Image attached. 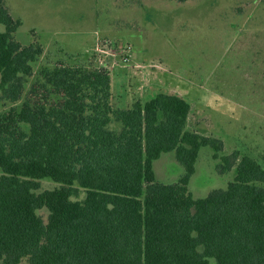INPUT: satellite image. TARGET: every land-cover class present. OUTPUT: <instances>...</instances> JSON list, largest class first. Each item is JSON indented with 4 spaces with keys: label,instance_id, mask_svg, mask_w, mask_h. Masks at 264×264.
Wrapping results in <instances>:
<instances>
[{
    "label": "trees",
    "instance_id": "obj_1",
    "mask_svg": "<svg viewBox=\"0 0 264 264\" xmlns=\"http://www.w3.org/2000/svg\"><path fill=\"white\" fill-rule=\"evenodd\" d=\"M18 26L0 1V91L13 103L43 53L15 39ZM41 74L21 107L0 113V264H264V168L221 156L218 172L235 167L234 179L195 198L200 149L224 144L186 128L185 98L160 92L114 109L104 69ZM171 151L184 174L162 183L154 161ZM44 178L59 185L42 189Z\"/></svg>",
    "mask_w": 264,
    "mask_h": 264
},
{
    "label": "rangeland",
    "instance_id": "obj_2",
    "mask_svg": "<svg viewBox=\"0 0 264 264\" xmlns=\"http://www.w3.org/2000/svg\"><path fill=\"white\" fill-rule=\"evenodd\" d=\"M0 1L19 21L15 39L43 49L19 101L2 99L0 91V113L21 107L41 73L60 64L108 71L114 109L145 101L123 59L136 54L150 85L191 104L186 128L223 141L221 152L208 146L199 151L188 184L195 198L234 179L235 167L218 172L221 156L238 152V162L249 155L264 168V0ZM110 128L119 130L121 123ZM153 168L162 183H176L184 174L174 151L161 154ZM41 182L42 189L59 185L50 178ZM39 213L47 221V211Z\"/></svg>",
    "mask_w": 264,
    "mask_h": 264
},
{
    "label": "crops",
    "instance_id": "obj_3",
    "mask_svg": "<svg viewBox=\"0 0 264 264\" xmlns=\"http://www.w3.org/2000/svg\"><path fill=\"white\" fill-rule=\"evenodd\" d=\"M135 57H136V54L129 55V59L126 63H127L128 68H130L132 70V72H134L136 74V78H138V81L140 83L138 86V90L140 92H143V94L144 93L146 94V96H147L145 99V101H146V100L154 97L157 93H160V91L158 92L156 90L157 88L155 86L150 85V79L148 77L147 71L145 70L146 65L144 64V62H142V61L139 62L138 60H136ZM153 65L158 66V64H156L155 62H153V64L151 66H153ZM142 67H144V68H142ZM115 69H117V68H115ZM151 71H153L154 77H156L158 75L156 72V69L151 70ZM155 83H156V81H155ZM163 93H165V92H163ZM169 94H171V93H169ZM142 102H144V101H142ZM131 106L127 105L124 109L130 108ZM190 106H191V104H190ZM120 109H122V108H120Z\"/></svg>",
    "mask_w": 264,
    "mask_h": 264
},
{
    "label": "built area",
    "instance_id": "obj_4",
    "mask_svg": "<svg viewBox=\"0 0 264 264\" xmlns=\"http://www.w3.org/2000/svg\"><path fill=\"white\" fill-rule=\"evenodd\" d=\"M127 47H128L127 49H128V52H129L130 51V46H127ZM129 55L130 54L128 53L127 55L124 56V58H123L124 59V62H127L128 61Z\"/></svg>",
    "mask_w": 264,
    "mask_h": 264
}]
</instances>
